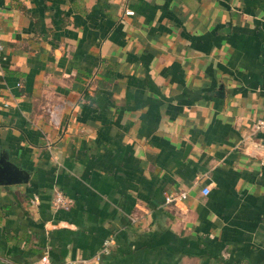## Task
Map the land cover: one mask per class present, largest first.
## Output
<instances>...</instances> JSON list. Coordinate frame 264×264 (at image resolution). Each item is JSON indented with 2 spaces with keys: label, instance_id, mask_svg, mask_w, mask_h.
I'll return each instance as SVG.
<instances>
[{
  "label": "crops",
  "instance_id": "obj_1",
  "mask_svg": "<svg viewBox=\"0 0 264 264\" xmlns=\"http://www.w3.org/2000/svg\"><path fill=\"white\" fill-rule=\"evenodd\" d=\"M0 45V264H264V0H0Z\"/></svg>",
  "mask_w": 264,
  "mask_h": 264
},
{
  "label": "built area",
  "instance_id": "obj_2",
  "mask_svg": "<svg viewBox=\"0 0 264 264\" xmlns=\"http://www.w3.org/2000/svg\"><path fill=\"white\" fill-rule=\"evenodd\" d=\"M127 15H132L134 12L132 10H127L125 12ZM1 49V45H0ZM256 128L261 130L264 129V120L259 121L257 123ZM204 195H208L210 193V187L205 186L202 190ZM187 198V192H181V193H170L166 195V203L167 204H178L183 202ZM73 205V200L68 197L64 192L61 190H56L54 196H53V206L55 209H68ZM115 243V239L112 236H108L100 249V251L91 257H85V258H79L74 261H68L63 264H98L101 260V258L104 255H108L111 253V249L113 244ZM44 264V263H39Z\"/></svg>",
  "mask_w": 264,
  "mask_h": 264
},
{
  "label": "water",
  "instance_id": "obj_3",
  "mask_svg": "<svg viewBox=\"0 0 264 264\" xmlns=\"http://www.w3.org/2000/svg\"><path fill=\"white\" fill-rule=\"evenodd\" d=\"M29 176L26 170L11 162L6 155L0 154V185L27 183Z\"/></svg>",
  "mask_w": 264,
  "mask_h": 264
}]
</instances>
